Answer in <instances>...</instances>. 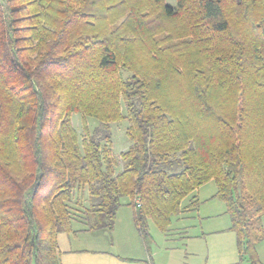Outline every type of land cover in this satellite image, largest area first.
I'll return each instance as SVG.
<instances>
[{"label": "trees", "instance_id": "trees-1", "mask_svg": "<svg viewBox=\"0 0 264 264\" xmlns=\"http://www.w3.org/2000/svg\"><path fill=\"white\" fill-rule=\"evenodd\" d=\"M211 180L264 264V0H0V264H62L59 234L123 198L149 246Z\"/></svg>", "mask_w": 264, "mask_h": 264}, {"label": "rangeland", "instance_id": "rangeland-1", "mask_svg": "<svg viewBox=\"0 0 264 264\" xmlns=\"http://www.w3.org/2000/svg\"><path fill=\"white\" fill-rule=\"evenodd\" d=\"M173 5L174 0H168ZM125 113V111H124ZM72 122L80 137H84V124L90 130L98 121L80 113L72 114ZM113 135L114 155L119 158L132 144L121 120L110 124ZM213 180L197 192L201 205L197 210L173 217L168 233L162 232L152 220H148L151 244L148 246L133 220V209L128 198L122 199L112 230L85 231L84 224L73 223L74 232L58 236L62 264H250L240 260L237 239L230 230V217L225 204L214 197ZM192 195L183 200L186 206ZM264 231V214L262 215ZM95 251V252H93ZM259 259L264 263V239L257 244Z\"/></svg>", "mask_w": 264, "mask_h": 264}, {"label": "crops", "instance_id": "crops-1", "mask_svg": "<svg viewBox=\"0 0 264 264\" xmlns=\"http://www.w3.org/2000/svg\"><path fill=\"white\" fill-rule=\"evenodd\" d=\"M98 231V230H97ZM93 252H95V251H93Z\"/></svg>", "mask_w": 264, "mask_h": 264}]
</instances>
